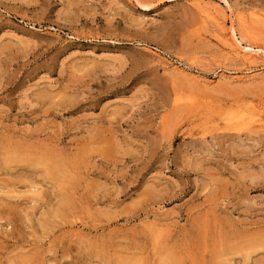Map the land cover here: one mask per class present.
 I'll list each match as a JSON object with an SVG mask.
<instances>
[{"label":"rangeland","instance_id":"374dc122","mask_svg":"<svg viewBox=\"0 0 264 264\" xmlns=\"http://www.w3.org/2000/svg\"><path fill=\"white\" fill-rule=\"evenodd\" d=\"M226 33L264 0H0V264H264V50Z\"/></svg>","mask_w":264,"mask_h":264},{"label":"bare ground","instance_id":"6f19581e","mask_svg":"<svg viewBox=\"0 0 264 264\" xmlns=\"http://www.w3.org/2000/svg\"><path fill=\"white\" fill-rule=\"evenodd\" d=\"M205 16L207 18H210L211 20H213V21L216 22V25L218 26V31L222 34L223 33V29H224V25H225L224 24V22H225L224 21L225 15H222L221 16V20H220L221 22L218 21L220 17L218 15L213 14V13H206ZM225 30H224V34H225ZM225 36H226L225 40L223 38H221V40L223 42H225L226 46H228L231 49V51L236 52L239 55H242L243 56V59H244V62H247V64L248 63L249 64H252V63H255L257 61L256 60L257 59L256 58V54L254 53V51H255L256 48H258V51L264 50V44L263 43H260L258 41H254V43H256V45L253 44V45H250L249 47H243V49H242V48L238 47V45L236 43H234V41H232V39L229 37V35L227 33H226ZM253 48H255V49H253ZM246 71L250 73L252 71V68H248Z\"/></svg>","mask_w":264,"mask_h":264}]
</instances>
